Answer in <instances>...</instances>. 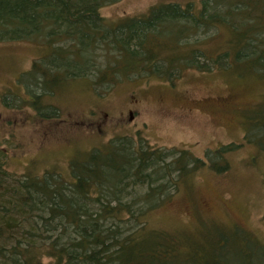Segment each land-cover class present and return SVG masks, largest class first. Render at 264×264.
<instances>
[{
  "label": "trees",
  "instance_id": "obj_1",
  "mask_svg": "<svg viewBox=\"0 0 264 264\" xmlns=\"http://www.w3.org/2000/svg\"><path fill=\"white\" fill-rule=\"evenodd\" d=\"M119 1L0 0V43L42 49L24 82V102L37 116L58 117L43 99L68 78L84 77L102 92L134 77L174 81L185 69L234 68L264 79V0H201L198 9L170 2L111 24L101 9ZM221 35L226 51L211 58L203 44ZM250 121L244 140L262 153L264 113ZM241 145L201 157L120 136L77 157L71 179L54 170L11 171L2 153L0 264H264V243L239 225L204 219L203 231L186 233L151 228L148 219L199 170L226 173L227 154Z\"/></svg>",
  "mask_w": 264,
  "mask_h": 264
},
{
  "label": "rangeland",
  "instance_id": "obj_2",
  "mask_svg": "<svg viewBox=\"0 0 264 264\" xmlns=\"http://www.w3.org/2000/svg\"><path fill=\"white\" fill-rule=\"evenodd\" d=\"M170 2L192 3L197 9L201 4V0H121L102 7L101 14L115 24ZM224 41L221 35L203 44L211 58L226 51ZM41 56L42 49L31 41L0 43V156L5 153L2 158L11 171L31 169L42 175L54 170L71 179V164L78 162L77 157L85 159L88 152L120 136H141L154 147L168 151L186 148L201 157L209 149L242 143L227 154L230 167L226 173L208 166L199 170L190 184L182 186L148 219L151 228L186 233L197 227L198 233L203 231L200 221L204 219L239 225L264 243V152L244 140L246 127H250L247 122L264 113V79L244 78L248 74L234 68L227 72L217 67L211 72L185 69L174 81L134 77L109 89L100 87L106 91L102 92L84 77L68 78L43 99L45 106L51 103L58 108V117L44 118L24 102L30 101L24 83L30 78L25 72ZM132 96L141 102L129 120L124 110ZM105 112L119 118L117 127L83 132L70 124Z\"/></svg>",
  "mask_w": 264,
  "mask_h": 264
},
{
  "label": "flooded vegetation",
  "instance_id": "obj_3",
  "mask_svg": "<svg viewBox=\"0 0 264 264\" xmlns=\"http://www.w3.org/2000/svg\"><path fill=\"white\" fill-rule=\"evenodd\" d=\"M141 100L135 98V96L131 97V100H129V104L127 105L126 109L124 110L126 112V115H128L129 120H132L134 117V112H138L139 105ZM124 113L121 112V115ZM133 122V121H131ZM71 126L74 129H79L81 131H85V129H94L98 128L99 131L102 130V127H117L119 124V118L118 117H109V114L107 112L100 115L98 113L96 118H86L82 119L80 121L71 122ZM46 139H48V135L45 136Z\"/></svg>",
  "mask_w": 264,
  "mask_h": 264
}]
</instances>
